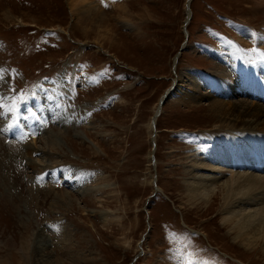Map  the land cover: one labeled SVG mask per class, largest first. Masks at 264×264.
Returning a JSON list of instances; mask_svg holds the SVG:
<instances>
[{
	"label": "rangeland",
	"instance_id": "1",
	"mask_svg": "<svg viewBox=\"0 0 264 264\" xmlns=\"http://www.w3.org/2000/svg\"><path fill=\"white\" fill-rule=\"evenodd\" d=\"M68 2L0 0V264H264V241L232 229L261 191L233 219L223 199L205 210L226 179L264 170L201 154L244 130L217 110L264 107V1ZM242 76L255 83L223 92Z\"/></svg>",
	"mask_w": 264,
	"mask_h": 264
},
{
	"label": "bare ground",
	"instance_id": "2",
	"mask_svg": "<svg viewBox=\"0 0 264 264\" xmlns=\"http://www.w3.org/2000/svg\"><path fill=\"white\" fill-rule=\"evenodd\" d=\"M94 1L95 0H69L68 3L70 7L72 6L71 7L72 15H75V5L76 4H78V6L80 5V7L85 6V8L83 9H85V12L87 13L88 12L90 13V11L92 10H94L93 12H97V11L102 12L101 8L98 7L96 4H94ZM259 1L261 2V4H263L264 0H259ZM115 6L116 8L121 10L122 14H127L129 12L128 11L129 9L127 10V7L121 4L119 5L117 4ZM118 16H120V13ZM189 18H190L189 14L187 15V17L185 16L184 27H186L185 25L188 24ZM241 31H243L245 35L249 34V32L246 29L244 30V28ZM262 36H264V34L263 35L259 34V36H257L254 39V41L260 42V38ZM218 54H220V52H218ZM178 55H179V52L176 53L173 63L176 62ZM253 70L257 73V76H258V71H256L255 68ZM221 71L223 73L225 70L219 69L218 72H221ZM217 74L218 73L214 74V76L215 78L218 79L219 77L216 76ZM231 74L228 73L226 77L228 78L230 77V79L238 78V76L236 75L232 76ZM239 74L241 75V71L238 72V75ZM184 77H188L190 79V77L187 74ZM263 77H264V74H263ZM250 81L251 80H248V76L247 77L242 76L237 84L231 81L230 83L231 88L225 89V91L223 92L224 93L228 91H230L229 93H232L233 91L243 92L246 90L244 86L251 87L252 85L251 84L249 85V83H255V82H250ZM179 88H180V84L176 85L174 93L178 92ZM190 88H192V86ZM204 93H205L204 96L206 97L215 98L214 94L211 95L209 91H205ZM261 93L262 94L259 93L258 95L264 96V89H262ZM211 111L213 110L211 109ZM159 113H160V108L157 107L153 113V116L149 124V128L151 132L155 131V123H156ZM217 113H215L214 115H217L219 118L222 117L221 118L222 123L230 124L229 127H239V129H244V130H240L236 132L230 130V132H228L230 133L229 137L228 135L227 136L220 135V136H214L212 138H209L208 144L202 148V152H201V154L203 155L202 157L205 158L207 161H210L209 163H211V166L213 169L217 167L218 165L222 166L224 164L225 165L228 164L230 166L238 165L244 168L247 167L251 170H264V135L261 133L251 134L253 133L254 130H250V129L260 128L257 126V122L254 121L253 119L259 120L258 115L264 114V107H260V106L258 107L257 104L250 105L247 102H245V100L244 101L240 100V101L232 103L231 108L228 112L222 111L223 115L221 114L219 110H217ZM56 115H58V113ZM246 115L252 116L253 118L247 119L245 118L247 117ZM233 116H235L236 118L243 117L242 120L244 122H239L241 119L233 121L232 119ZM242 126H245V127H242ZM245 129H248V130H245ZM248 131H251V132H248ZM52 139H53L52 144L47 143V146L54 145L55 143H57L58 146L60 145V148H58V150L62 152L61 149L63 150V148L61 146H63L64 138L62 139V137L60 136V133L58 134L56 133L55 138L53 137ZM245 173L246 174L237 176L236 178L230 177L229 179H226L221 184L222 186L219 187V191H220L219 193H216V192L212 193L211 191L210 192L212 193L211 196L207 200H205L207 201L205 202L206 205L208 203V206L205 210L209 211L212 208L213 204H216L217 201H219L220 199H223L224 206L222 205V207H224L223 210L227 214H229L228 220H230V219H233L232 216H234L233 214H235L236 211H239V210L241 211L242 209H245L241 206L249 205L248 202L251 201V198H254L258 195L257 192L261 191L260 193L261 195L260 196L258 195V198H259V202L264 203V179H261V177L263 176L258 175V174H253V173L249 174L248 172H245ZM84 176L85 174L83 175V173L75 174V176L73 177V182H74L73 184L75 187L80 186V184L84 182L82 181ZM196 187L197 186H195L194 189H196ZM200 188H202V186ZM201 192L203 193L204 191H199V193ZM245 202L246 204H244ZM236 215H237L236 220L232 223L233 224L232 229H234V231L236 232L234 237L238 238V237L244 236L242 237V239H246L247 237L251 236L253 237V239L255 238L257 240L260 238L261 240L260 242L264 241V205H261V207H258L252 212H246V211L242 212L241 211V212H237ZM196 264H208V263L199 262Z\"/></svg>",
	"mask_w": 264,
	"mask_h": 264
}]
</instances>
